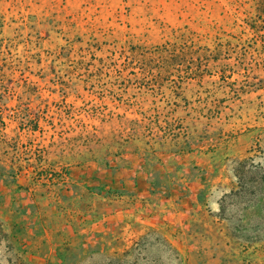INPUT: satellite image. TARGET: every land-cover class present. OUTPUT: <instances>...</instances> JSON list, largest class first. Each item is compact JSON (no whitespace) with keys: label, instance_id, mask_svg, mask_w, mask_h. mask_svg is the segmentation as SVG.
<instances>
[{"label":"rangeland","instance_id":"rangeland-1","mask_svg":"<svg viewBox=\"0 0 264 264\" xmlns=\"http://www.w3.org/2000/svg\"><path fill=\"white\" fill-rule=\"evenodd\" d=\"M259 165L264 0H0V264H264Z\"/></svg>","mask_w":264,"mask_h":264},{"label":"trees","instance_id":"trees-1","mask_svg":"<svg viewBox=\"0 0 264 264\" xmlns=\"http://www.w3.org/2000/svg\"><path fill=\"white\" fill-rule=\"evenodd\" d=\"M254 167V169H256L257 167H258V169H262V170H264V168L262 167V166H252V168ZM244 168V167H243ZM241 170V172L243 171V169H240ZM239 176H240V183L242 182V185H243V179H242V177H241V174H239Z\"/></svg>","mask_w":264,"mask_h":264}]
</instances>
